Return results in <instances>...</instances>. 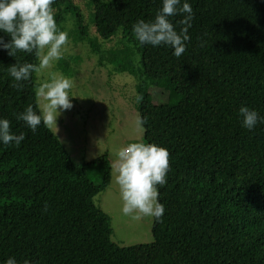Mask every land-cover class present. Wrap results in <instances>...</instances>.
Here are the masks:
<instances>
[{"label":"trees","instance_id":"obj_1","mask_svg":"<svg viewBox=\"0 0 264 264\" xmlns=\"http://www.w3.org/2000/svg\"><path fill=\"white\" fill-rule=\"evenodd\" d=\"M73 2L54 0L58 29L70 12L68 37L86 41L101 66L135 77L145 143L169 151L167 183L158 186L165 211L153 218L151 242L114 241L96 202L112 181L109 153L77 162L52 128L41 123L33 132L17 120L30 104L39 114L35 90L46 75L12 87L8 67L39 61L34 52L14 57L0 47V119L25 136L19 147L0 141V264L9 257L17 264H264V123L248 130L239 115L244 106L264 117V0H181L194 19L179 58L171 46L141 45L132 31L139 20L153 21L163 0H87L92 37ZM169 19L179 32L183 16ZM100 39L117 43L105 48ZM71 62L63 57L54 69L73 77ZM166 85L180 95L176 102L154 100L153 88ZM142 247L153 250L150 263Z\"/></svg>","mask_w":264,"mask_h":264},{"label":"clouds","instance_id":"obj_2","mask_svg":"<svg viewBox=\"0 0 264 264\" xmlns=\"http://www.w3.org/2000/svg\"><path fill=\"white\" fill-rule=\"evenodd\" d=\"M54 0H0V31L7 33L11 39L5 43L0 37V47L8 50L9 56L16 53H35L39 63H16L8 67V73L13 78L12 87L23 89V81H28L32 73L40 74L53 67L56 61L63 58L69 43L68 33L57 27L52 8ZM182 15L178 21L181 26L177 32L169 17ZM194 13L187 2L181 0H163L162 9L157 12L153 21L139 20L133 25L135 39L141 44L152 46L167 45L174 49L173 55L179 58L186 51V42L190 41L189 28ZM74 81L62 74H53L39 84L35 90L38 99L39 114L33 105H28L24 112L16 116L33 132L43 123L46 128L57 129V118L62 111L70 110L71 89ZM143 97L136 96V103H141ZM239 115L242 124L248 130H253L258 123H264L254 109L242 106ZM147 123L146 117L139 114L135 117V125L143 130ZM25 139L23 133L12 132L11 122L0 119V141L5 145L14 144L19 147ZM169 151L154 143L131 142L117 152L114 164L116 183L119 186L122 199V213L134 220L152 217L159 221L164 214V205L159 202L158 186L167 183L170 169ZM48 210L45 203L44 211ZM5 264H17L15 257H9ZM23 264H29L24 260Z\"/></svg>","mask_w":264,"mask_h":264},{"label":"rangeland","instance_id":"obj_3","mask_svg":"<svg viewBox=\"0 0 264 264\" xmlns=\"http://www.w3.org/2000/svg\"><path fill=\"white\" fill-rule=\"evenodd\" d=\"M83 13L89 36H95V27L91 22V9L87 0H74ZM66 28L69 33L74 23L68 12ZM67 50L63 57L73 58V77L55 70L56 61L46 72L62 74L74 81L69 95L73 107L62 111L57 118V129L62 142L77 162L90 160L104 152H108L112 162V181L110 186L96 196L98 205L109 215L113 227V239L122 245H143L153 240L151 227L153 218L145 217L134 220L122 213V199L116 183L114 164L117 152L131 142H144V128L135 125V117L139 114L136 108V79L128 72H116L115 65H100L99 55L90 54V46L86 41L69 38ZM81 41V42H80ZM103 47L114 46L117 41L99 40ZM83 42V43H82ZM135 50L131 49L135 56ZM52 74V75H53ZM44 79V80H45ZM167 88V89H166ZM154 87V100L157 102H176L180 96L173 90ZM178 94V95H177ZM179 98V97H178ZM139 253L145 255L150 263L153 250L142 247Z\"/></svg>","mask_w":264,"mask_h":264}]
</instances>
